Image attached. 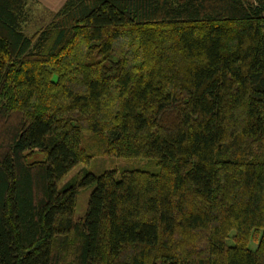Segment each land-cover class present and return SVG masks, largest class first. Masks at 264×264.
I'll use <instances>...</instances> for the list:
<instances>
[{
  "label": "trees",
  "instance_id": "trees-1",
  "mask_svg": "<svg viewBox=\"0 0 264 264\" xmlns=\"http://www.w3.org/2000/svg\"><path fill=\"white\" fill-rule=\"evenodd\" d=\"M29 1L0 0V264H264V0H63L27 34ZM83 133L157 168L59 185Z\"/></svg>",
  "mask_w": 264,
  "mask_h": 264
},
{
  "label": "rangeland",
  "instance_id": "rangeland-1",
  "mask_svg": "<svg viewBox=\"0 0 264 264\" xmlns=\"http://www.w3.org/2000/svg\"><path fill=\"white\" fill-rule=\"evenodd\" d=\"M28 10L26 18L21 22L23 30L27 34H31L33 31L43 26L51 17V14L54 10L48 9L46 6L41 4L38 1H29ZM97 136L91 133H83L81 138V145L86 148L92 155L87 159V161H80L76 163L58 182L62 184L69 177H71L78 169L85 167L88 170L93 172H99L103 169H113L115 175L119 173L122 169L127 168H144L148 170H156V165L152 159L141 158V157H127V156H117L112 154H103L98 152L95 149L97 146ZM30 159L41 158L42 154L36 151L31 152ZM92 185H86L80 187L76 194L75 207L73 212V217L77 218L83 215L87 197L89 191L91 190ZM232 234V231L229 232V236ZM227 243H231L230 238H226ZM255 242L250 240L248 246L253 248Z\"/></svg>",
  "mask_w": 264,
  "mask_h": 264
},
{
  "label": "crops",
  "instance_id": "crops-1",
  "mask_svg": "<svg viewBox=\"0 0 264 264\" xmlns=\"http://www.w3.org/2000/svg\"><path fill=\"white\" fill-rule=\"evenodd\" d=\"M50 10H56L63 0H36Z\"/></svg>",
  "mask_w": 264,
  "mask_h": 264
}]
</instances>
